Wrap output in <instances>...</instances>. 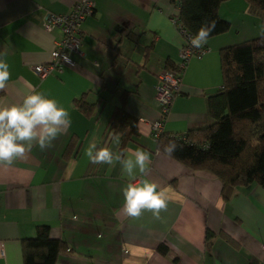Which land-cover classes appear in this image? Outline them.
<instances>
[{"label": "crops", "instance_id": "crops-1", "mask_svg": "<svg viewBox=\"0 0 264 264\" xmlns=\"http://www.w3.org/2000/svg\"><path fill=\"white\" fill-rule=\"evenodd\" d=\"M80 1L0 0V59L10 72L0 106L40 91L71 118L50 146L33 142L12 164L0 163V264H24L21 242L36 237L40 225L66 245L57 264H264V190L240 187L226 200L214 176L161 154L152 137L150 124L161 117L160 75L177 66L186 43L173 21L174 0H95V14L81 26L83 54L71 55L74 66L43 78L34 71L49 64L62 37L43 29L45 16L69 14ZM219 15L231 29L209 39L202 58L189 61L164 123L166 134L211 124L208 99L222 86L220 51L263 32L245 0L224 2ZM126 93L139 135L121 156L136 149L149 154L146 172L136 178L165 190L167 206L159 216L151 210L127 215L122 189L128 177L120 162L93 163L86 155L91 143L119 154V139L107 129ZM83 97L97 105L91 115L75 106Z\"/></svg>", "mask_w": 264, "mask_h": 264}, {"label": "trees", "instance_id": "trees-1", "mask_svg": "<svg viewBox=\"0 0 264 264\" xmlns=\"http://www.w3.org/2000/svg\"><path fill=\"white\" fill-rule=\"evenodd\" d=\"M227 1L174 0L178 10L173 19L192 36L202 24L214 21L211 39L231 29V23L219 15L221 5ZM245 1L248 12L262 22L263 32L257 38L220 51L222 86L208 99L211 124L179 135L163 132L156 141L161 154L194 172L214 176L226 200L240 187L257 184L264 190V0ZM199 48L207 49L203 45ZM170 69L176 67L167 70ZM126 98L127 93L114 109L107 129V134L118 137L120 155L139 135V120L128 113ZM75 106L88 115L97 108L84 97ZM170 141L176 144L171 154L164 150ZM212 235L207 232L208 239ZM65 246L60 239L51 237L49 226L40 225L36 237L21 242L23 263L57 264ZM159 251L168 253L165 246H160Z\"/></svg>", "mask_w": 264, "mask_h": 264}, {"label": "clouds", "instance_id": "clouds-1", "mask_svg": "<svg viewBox=\"0 0 264 264\" xmlns=\"http://www.w3.org/2000/svg\"><path fill=\"white\" fill-rule=\"evenodd\" d=\"M214 27V21L202 24L191 37V45L199 48L206 44ZM9 76L8 64L0 59V88L4 87ZM70 124L67 109L40 91L26 93L20 103L0 106V163L12 164L14 159L31 149L33 142L41 149L50 146ZM175 148V142L170 141L164 150L171 154ZM86 155L93 163L120 162L122 172L128 177L122 189L123 210L127 215L138 217L142 211L151 210L153 215L159 216L160 210L166 208L165 190L158 189L155 182L145 177L136 178L137 172L143 174L148 168L150 157L147 152L136 149L122 157L108 147L97 148L95 143H91L86 149Z\"/></svg>", "mask_w": 264, "mask_h": 264}, {"label": "built area", "instance_id": "built-area-1", "mask_svg": "<svg viewBox=\"0 0 264 264\" xmlns=\"http://www.w3.org/2000/svg\"><path fill=\"white\" fill-rule=\"evenodd\" d=\"M95 11V0H81L69 14L58 15L48 13L45 16L42 23L43 29L49 33L60 31L62 37L55 42V48L51 53L49 64L34 67V71L38 75L43 78L51 73L61 72L66 66H74L71 55L83 54L81 50V26L89 17L95 14ZM173 21L184 36L186 43L180 49V61L176 69L165 70L160 75V83L156 87L157 100L161 106V117L158 121L150 124L152 137L155 141H158L164 132V123L178 95L182 74L189 61L194 57L202 58L208 52L207 49L193 47L191 45L192 35L184 30L177 20L173 19Z\"/></svg>", "mask_w": 264, "mask_h": 264}]
</instances>
